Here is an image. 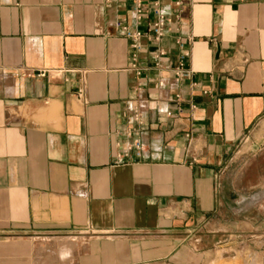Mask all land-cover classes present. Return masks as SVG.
Listing matches in <instances>:
<instances>
[{"label":"crops","instance_id":"crops-1","mask_svg":"<svg viewBox=\"0 0 264 264\" xmlns=\"http://www.w3.org/2000/svg\"><path fill=\"white\" fill-rule=\"evenodd\" d=\"M142 1L0 0V264H194L227 202L264 232V0Z\"/></svg>","mask_w":264,"mask_h":264},{"label":"rangeland","instance_id":"rangeland-1","mask_svg":"<svg viewBox=\"0 0 264 264\" xmlns=\"http://www.w3.org/2000/svg\"><path fill=\"white\" fill-rule=\"evenodd\" d=\"M243 209V212L233 214L236 208L230 202L226 203L223 215L213 218L206 227L209 232H215V241L206 245L203 242V250L194 245V264H264V232L249 231V218ZM204 233V230H199L194 242L204 237ZM85 238L71 236L67 241H74V245ZM205 247L212 250L207 253Z\"/></svg>","mask_w":264,"mask_h":264},{"label":"built area","instance_id":"built-area-1","mask_svg":"<svg viewBox=\"0 0 264 264\" xmlns=\"http://www.w3.org/2000/svg\"><path fill=\"white\" fill-rule=\"evenodd\" d=\"M133 4V16L135 19V22L139 24V22L143 18L144 9H143V1L142 0H130ZM146 13H150L153 15L154 19L150 24V27L147 29L146 32H141L139 30L130 29L124 24H118L117 27L122 31L124 38H126L130 43L131 48V69L136 71L138 75H140V69L137 67L138 62V55L143 50V41H147L148 39L153 40L154 42H159L161 38L165 34V26H166V15L164 9L160 6H158L157 3L153 4L151 9L146 10ZM180 47L182 48L183 45L180 44ZM159 56L161 57L162 54L160 53ZM175 81L179 80H185L189 77V73L185 72L183 69V58L181 59L180 63L176 67V69L173 71ZM50 73H39L37 74L40 78H45ZM53 75V74H52ZM55 75V73H54ZM53 75V76H54ZM162 83L158 84V87H161ZM142 88L137 87L136 93L141 94ZM81 92L79 93L78 97H80ZM147 103L144 101H138L135 103L134 106H127V113H129L130 121H131V127L128 129L127 136L132 137L136 135V128L140 127L143 123V116H142V109L146 107ZM144 147L141 145L138 141H135L131 144H127L124 150L116 155L115 160L117 165H121L123 162V159L127 158L130 159L133 157L134 159L140 158L143 154Z\"/></svg>","mask_w":264,"mask_h":264},{"label":"bare ground","instance_id":"bare-ground-1","mask_svg":"<svg viewBox=\"0 0 264 264\" xmlns=\"http://www.w3.org/2000/svg\"><path fill=\"white\" fill-rule=\"evenodd\" d=\"M74 241H67L65 242L64 246L62 247L63 249L61 250V256L62 258H67L70 257L71 252L73 251L74 245L73 243Z\"/></svg>","mask_w":264,"mask_h":264}]
</instances>
